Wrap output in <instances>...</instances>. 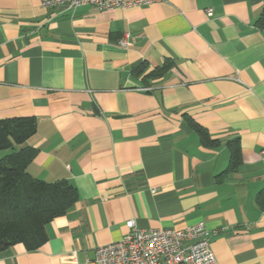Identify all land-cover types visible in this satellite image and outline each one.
I'll list each match as a JSON object with an SVG mask.
<instances>
[{
    "label": "crops",
    "instance_id": "obj_1",
    "mask_svg": "<svg viewBox=\"0 0 264 264\" xmlns=\"http://www.w3.org/2000/svg\"><path fill=\"white\" fill-rule=\"evenodd\" d=\"M263 6L160 0L71 11L0 0V120L34 117L29 175L79 194L47 225L46 243L16 245L0 264H84L130 233L129 221L139 230L203 223L215 264H264ZM188 119L220 146H202ZM236 139L242 165L220 178Z\"/></svg>",
    "mask_w": 264,
    "mask_h": 264
},
{
    "label": "trees",
    "instance_id": "obj_2",
    "mask_svg": "<svg viewBox=\"0 0 264 264\" xmlns=\"http://www.w3.org/2000/svg\"><path fill=\"white\" fill-rule=\"evenodd\" d=\"M264 30V6L257 21ZM145 67L134 74L142 75ZM169 65L150 73L147 77H160ZM189 120V119H188ZM198 134L200 143L207 148H218L220 141L212 139L206 130L188 121ZM37 132L34 117H16L0 120V152L11 151L0 160V254L8 249L23 245L28 251H35L47 241L46 227L55 218L66 215L78 202L77 189L66 180L48 183L29 175L27 169L36 151L23 145ZM229 166L221 175L236 172L242 165L239 140L229 141ZM257 203L264 207L258 198Z\"/></svg>",
    "mask_w": 264,
    "mask_h": 264
},
{
    "label": "built area",
    "instance_id": "obj_3",
    "mask_svg": "<svg viewBox=\"0 0 264 264\" xmlns=\"http://www.w3.org/2000/svg\"><path fill=\"white\" fill-rule=\"evenodd\" d=\"M160 0H41L46 9L64 7L71 11L91 6L99 11L132 9ZM212 16V11H208ZM127 46L126 38L119 41ZM144 91H147L144 89ZM264 154V152H263ZM120 241L96 249L94 259L84 264H215L216 257L210 243V234L203 223L185 230H139L134 221Z\"/></svg>",
    "mask_w": 264,
    "mask_h": 264
}]
</instances>
